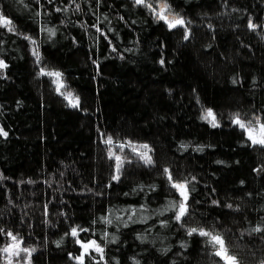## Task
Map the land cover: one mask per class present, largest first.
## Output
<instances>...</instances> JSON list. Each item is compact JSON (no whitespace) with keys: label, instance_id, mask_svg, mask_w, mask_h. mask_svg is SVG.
<instances>
[{"label":"rangeland","instance_id":"374dc122","mask_svg":"<svg viewBox=\"0 0 264 264\" xmlns=\"http://www.w3.org/2000/svg\"><path fill=\"white\" fill-rule=\"evenodd\" d=\"M190 2L191 0H144V4L137 5L134 0H5L11 13V20L5 19L11 22L9 25L0 24V61L7 65L6 68L0 69V129L7 133L6 136L0 135V190L4 181L11 192L16 190L14 182L17 181L18 175V157H13L9 162L3 155L8 157L9 152L14 149L18 151L23 149V153H26L24 147L26 140L34 142L28 136L31 131L37 130L40 132L37 137H41L33 144L35 148L33 159L37 165L42 159L43 148L51 143V130L57 127H60L55 130L60 133L58 137L61 143L66 142L70 132L81 136L77 147L78 168L81 174L87 171L86 164L81 160L86 158L87 144L94 138L95 140L97 137L100 138L101 142L112 150L114 156L121 157L125 146L121 149L122 144L117 142V137L110 134V130L105 133L98 132L96 136L92 131L82 132L83 129L76 125L75 114L80 109V101L75 107L73 104H77L76 97L79 98L80 93L90 89L88 74H91L96 83L103 84L101 89L106 85L110 90L114 84L112 81L114 79L110 77L111 69H116L114 72L119 70L138 77H143L146 73L156 81H161L162 77L176 81V88L170 87L171 85H165V88L167 90L175 88L174 98L183 106L181 110V106H176L174 100L167 101L165 96L163 98L160 95L161 99L152 103L156 105V113L146 110L142 116L146 125H161L158 132L173 154L194 156L198 165L206 169L207 174L211 173V177L217 181L219 178L216 177L223 172L225 182L242 190L252 208L255 204L258 206L253 212L258 220L247 224L251 229H248L247 236L243 234V239L245 236H251L250 233L264 234V146L252 144L248 139V133L234 122L236 115H230L225 124L216 116L211 109L209 88H205L202 93L206 104L199 101L193 105L186 98L180 100V93L185 89V75L181 73L173 59H167L169 60L167 70L163 72L156 70L158 66L165 69L163 55L156 51L155 47L161 44L165 32L169 31L168 25L158 19L157 13L160 12L161 5L167 3L169 8L165 15H168L169 19L174 16L183 19L179 12L183 8L188 9ZM9 28L13 30L10 31ZM49 29L53 30L54 34L49 32ZM27 34L35 43L27 39ZM61 45L63 50H72V57L73 51L78 46L81 47L89 64L82 66L80 61L72 59L69 55L67 56L69 75L66 77L60 75L59 78L51 76L46 79L47 75L43 73L50 72L41 70L43 63L39 50L51 53ZM145 57L147 59L143 67L133 66V62H143ZM238 68V72L236 70L231 72L228 82H237L238 78L239 87L253 104L249 116L239 114V119L246 126L255 129L254 135L259 136V126L264 124V72L254 70L242 62ZM71 76H75L76 80H71L69 78ZM35 82L39 84L42 96L47 88L43 85L46 84L53 98L41 100L37 97ZM128 82L130 88H126L127 92L121 90L118 101L121 103L124 98L127 106L121 104L123 108H128L129 104L128 109L131 111H141V104L144 101L141 103L138 95L131 94L133 85ZM180 85L183 90L179 88ZM66 86L74 88V92L69 94ZM17 96L31 101V105L19 100ZM106 103L110 105V101ZM207 110H211L215 115L218 127L212 126L209 122L211 118L204 119ZM25 112L32 115L34 123L33 126L22 128L19 116ZM54 114L59 115L60 121L54 118ZM161 114L163 115L159 122L157 119ZM99 115L103 120L105 113L100 111ZM65 118L69 120L65 121ZM110 119L113 122L116 114L112 113L109 121ZM55 123L58 124L52 127ZM109 137L112 144L106 143ZM62 145L69 146L65 143ZM122 157L125 161L132 160L124 159L123 155ZM254 167L260 172L252 171ZM25 168L29 177L35 173L34 165L31 170L28 163H25ZM132 168H136L142 174L139 180L132 185L124 182L121 187L119 186L121 193L119 200L114 204L103 203L100 211H95L93 217L89 215V208L73 195L74 207L82 211L83 216L75 220L71 230L63 234L60 242L65 247L74 248L73 257L76 264H80L78 257H83V264H196L193 254L197 251V246L206 251L214 264H225L224 260L214 254L216 248L210 243V237L200 236L199 230L220 235L225 241L229 255L235 256L239 263H247L245 256L235 246L231 232L221 225L212 228L208 225L209 219L213 218L214 214L219 215L220 211L205 207L203 181L195 178L189 180L186 178L183 181L184 177L175 175L173 171L162 174V178L152 179L144 174L147 171L146 166L136 165ZM169 174L172 182L185 183L188 189L187 213L179 222L175 219L176 209L172 204L178 205L182 197L179 191L172 187V182L168 179ZM71 178L72 176L66 174L59 175L61 182ZM77 179L80 178H72L75 181ZM196 212H199L197 217ZM15 224V212L10 211L0 229V249L19 243V249H12L13 252L19 251L18 256H12V264L20 254L27 257L28 253L22 250L27 248L30 251L33 241L30 237H25V232L18 229ZM192 228L198 231L189 235L188 231ZM255 228L262 230L252 231ZM73 229L77 230L76 236L72 235ZM8 233L16 237L15 242ZM100 240L108 247L100 246L97 242ZM93 241L103 249L102 253L93 247L85 252L82 245L91 244ZM0 252V264H4L7 262L8 254ZM28 258L27 261L30 259ZM30 264H33V259Z\"/></svg>","mask_w":264,"mask_h":264},{"label":"trees","instance_id":"16d2710c","mask_svg":"<svg viewBox=\"0 0 264 264\" xmlns=\"http://www.w3.org/2000/svg\"><path fill=\"white\" fill-rule=\"evenodd\" d=\"M188 6V9L183 8L179 12L185 22L184 25L169 28V31L165 32L164 40L155 47L156 51L163 55L165 66V69L158 66L156 70H160L159 72L167 70L168 61L173 59L181 73L183 72L185 75V89L183 90L182 84L179 86L183 90L180 93V100L186 98L193 105L199 101L206 104L207 101L202 93L205 88H209L211 109L216 116L222 119L224 124L227 123L226 120L230 118V115L241 114L248 117L253 109L252 102L246 98L239 87L238 78L237 82L233 81L232 83L228 82V79L232 71H239L238 67L241 62L254 70L259 69L264 72V0H191ZM10 14L5 0H0V16L11 20ZM15 20L17 19L15 18ZM250 22L255 26L254 28L249 27ZM18 25L20 27L19 23ZM186 36L187 38H185ZM27 39L35 41L29 36ZM62 46H57V50L51 53L39 50L43 63V67H40L42 71L60 73L63 77L69 75L67 56L72 57V50H63ZM73 52L72 59L80 61L82 66H88V58L81 47L78 46ZM146 59L147 57L143 62H133V66L141 65L143 67ZM167 59L169 60L167 61ZM115 70H110V77L114 79L110 90L106 85L101 89L103 84L96 83L91 74H88V79H86L91 83L88 82L90 89L80 93L79 98L76 97L77 105L80 101V109L75 114L76 125L83 129L82 132L92 131L95 135L98 132L105 133L110 130V134L117 137V142L125 146L122 155L124 159L132 160H123L119 153L123 161L119 173L116 171L115 156L110 158V153L113 154L112 150L107 148V145L97 137L96 140L94 138L87 144L88 154L85 159L81 160L86 164L87 171L81 174L78 168L77 147L82 138L70 132L66 142L61 143L58 137L60 133L55 130L60 127L51 130V143L43 148L42 159L38 165L33 159L35 155L33 144L37 138H41L37 137L40 133L37 130L28 134L34 142L27 138L29 140H26L24 145L26 153H23V149L19 151L14 149L9 152L8 157L3 155V158H7L9 162L13 157H18V175L17 181H13L16 188L14 192L5 186V181L4 185L1 184L0 229L9 212L13 211L16 216V227L25 232V237H30L33 240L30 255L28 254L26 257L20 254L13 264H25V262L30 264L31 259H33V264L34 262L35 264H76L73 257L75 255L74 248L72 246L65 247L60 242L63 234L71 230L75 220L83 216V212L74 207L73 195L81 204H85L89 208V215L93 217L95 211H100L103 203L114 204L119 200L121 197L119 188L124 182L132 185L133 182L139 180L142 174L136 168H132L136 165L146 166L147 171L144 174L152 179L162 178V174H165L164 170L167 169L175 172V175H182L183 181L186 178V180L195 178L203 181L205 207L220 211L219 215L214 214V217L209 219L210 228L221 225L231 232V238L234 239L235 246L242 253L239 252L245 256L246 264H264V234L250 233L251 236L246 237L248 229H251L247 227V224L258 220L253 214L254 209H258V206L255 204V207L252 208L242 190L225 182L223 172L216 177L219 178L217 181L211 177V173L207 174L206 169L198 165L194 156L173 154L158 132V127L162 126L146 125L142 118L146 110L156 113V105L152 103L158 102L161 99L160 95L163 98L165 96L167 101L174 100L176 106H181V110L183 109L182 104H179L180 101H176L174 98L177 82H173L171 78L167 80L165 77H162L161 81H156L146 73L143 74V77H138L119 70L114 72ZM49 77L51 78L47 75L46 79ZM69 78L73 81L76 80L75 76ZM128 81L133 85L131 94L138 95V100L141 103L144 101L141 104V111H131L128 109L129 104L128 108H123L121 104L127 106L124 98H122L123 102L119 103L120 101H118L121 90L127 92L126 88H130ZM38 85V83H34L37 97L41 100H51L53 97L48 86L43 85L47 88L45 89L46 94L44 92V96H42L41 88ZM165 85L175 88L167 90ZM66 88L69 94L74 92V88L70 86H66ZM16 98L31 105V101L26 98L23 99L20 96ZM108 101H110V105L106 103ZM100 111L105 113L103 120L100 118ZM25 113L20 115L21 117L19 116L22 128H26L28 125L33 126L34 123L31 119L32 115ZM112 113L116 114V119L113 122L111 119L109 121ZM162 115L158 116L159 122ZM54 118L60 121L58 114H54ZM68 120L65 118V121ZM57 124H52V127ZM68 141L73 145H69ZM64 143L69 146L62 145ZM145 144L149 146L148 155L152 158V164H145L132 151V146H135L138 152H143L140 146ZM59 149L61 150L58 151ZM24 155L29 156L23 157ZM30 161L31 164H29ZM25 163H28L31 170L33 165L36 167L35 173L30 175L32 178L27 175ZM252 171L260 172L256 167ZM60 174L80 179L75 181L71 178L61 182L59 181ZM117 175H119V179H114ZM222 179L223 181H221ZM2 197L4 198L2 199ZM198 214L199 212H196L195 216L197 217ZM194 220L198 219L194 218ZM243 234L246 235L244 239ZM97 242L100 246L106 245L101 240ZM196 250L193 254L196 264H214L204 249L197 246Z\"/></svg>","mask_w":264,"mask_h":264},{"label":"snow or ice","instance_id":"6c2138e0","mask_svg":"<svg viewBox=\"0 0 264 264\" xmlns=\"http://www.w3.org/2000/svg\"><path fill=\"white\" fill-rule=\"evenodd\" d=\"M134 2L137 5H142L144 4V0H134ZM150 7V5H149ZM168 4L167 3H163L161 5V9L160 12L157 13V17L159 20H163L170 29L179 26H183L184 25V20L179 18V17H172L171 19H169L168 15H165V13L168 11ZM0 24L3 25H9L10 21L6 20L4 17L0 16ZM249 27L250 28H254L255 26L253 24H251V22L249 23ZM9 30H13L11 28H9ZM49 32H52L54 34V31L49 29ZM27 38V37H26ZM187 38V36L185 37ZM33 43H35V41H33ZM35 54V53H34ZM37 59H39V56L37 54ZM7 65H5L2 61H0V69L6 68ZM43 74H47L49 76H55L57 78H59V76L61 75L60 73H43ZM73 106H77V104H73ZM210 119V123L212 124L213 127H218L219 125L216 122V118L215 115L213 114V112L211 110H207L206 111V115L204 117V119L208 120ZM234 122L239 125L240 128L244 129L247 133H248V139L251 140L253 145L256 144H260L262 146H264V124H260L259 126V133L260 135H254V132H256L255 129L250 128L249 126H246L244 123H242L239 119V115L237 114L236 117L234 118ZM259 123V121H257ZM0 135L6 136L7 133L4 132L2 129H0ZM106 143L108 144H112V139L109 137L106 141ZM121 149H123L124 145H120ZM140 148L145 149L146 151L143 152H138L137 148L135 146H132V151L137 154L139 156V158L145 163V164H152V158L151 156L148 155V151H150L149 146L148 145H141ZM112 156H114V154L110 153V158H112ZM115 160L117 161L116 164V171L117 173H119L120 168L122 167V160L120 156H115ZM165 173L168 172L167 169L164 170ZM114 179H119V175L115 176ZM168 179L170 182H172V177L169 174L168 175ZM172 187L177 189L182 197V201L176 205V204H172V207L174 209H176V216L175 219L177 222L181 221L182 217L185 216V214L187 213V200H188V189H187V185L185 183H175L172 182ZM229 207H231V205H229ZM110 223V221H109ZM262 229L261 228H255L252 231L255 232H260ZM198 230L196 228H192L189 229L188 234L192 235L193 233H196ZM8 235L12 238V240L15 242L16 241V237L12 236L11 233H8ZM72 235L76 236L77 235V230L73 229L72 230ZM199 235L200 236H204V237H210V243H212L213 247L216 248L215 251V255L220 257L222 260L225 261V264H239V261L237 260V258L235 256L229 255L228 253V249L225 245V241L224 239L220 236V235H212L209 232H206L204 230H199ZM82 247L85 249V252L87 253L88 249L90 247L95 248V250L99 253L103 252V249L100 248L98 245L95 244V241H93L91 244H84L82 245ZM19 249V243H14L13 245H9L4 247L3 249H0V251L8 254L7 256V264H12V256L19 255V251L13 252L12 249ZM22 251L28 253L30 255V251L25 248ZM34 251V250H33ZM78 260H80V264H83V257H78Z\"/></svg>","mask_w":264,"mask_h":264},{"label":"water","instance_id":"95a60500","mask_svg":"<svg viewBox=\"0 0 264 264\" xmlns=\"http://www.w3.org/2000/svg\"><path fill=\"white\" fill-rule=\"evenodd\" d=\"M225 262V261H224Z\"/></svg>","mask_w":264,"mask_h":264}]
</instances>
